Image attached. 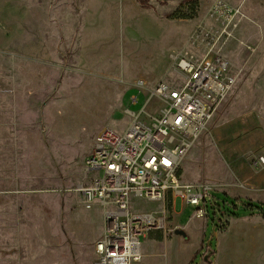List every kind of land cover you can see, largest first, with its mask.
<instances>
[{
  "label": "rangeland",
  "instance_id": "1",
  "mask_svg": "<svg viewBox=\"0 0 264 264\" xmlns=\"http://www.w3.org/2000/svg\"><path fill=\"white\" fill-rule=\"evenodd\" d=\"M226 1L241 8L231 25L213 0H0V264H96L102 208L75 187L102 174L86 170L97 133L124 131L125 110L175 80L174 56L210 48L241 72L181 162L183 182L212 185L207 216L175 204L142 247L170 251L162 264H264V179L251 164L264 156V0ZM243 190L245 206L226 207L237 216L218 213Z\"/></svg>",
  "mask_w": 264,
  "mask_h": 264
},
{
  "label": "built area",
  "instance_id": "2",
  "mask_svg": "<svg viewBox=\"0 0 264 264\" xmlns=\"http://www.w3.org/2000/svg\"><path fill=\"white\" fill-rule=\"evenodd\" d=\"M212 11L228 25L241 8L226 0H213ZM231 26L225 31L232 36ZM200 59L174 56L175 80L160 81L149 90L139 111L127 108L128 127L122 131L106 126L96 135L86 170L102 171L75 187L85 203H97L103 212V232L95 242L96 264H134L143 258L141 237L152 230H166L168 209L177 201L196 205L194 217L207 216L212 185L183 182L181 162L201 132L234 88L240 69L232 68L222 55ZM140 87L144 82L140 81ZM157 98L154 112L146 107ZM132 104L138 98H131ZM264 166V156L251 162ZM134 199L158 202L157 210L137 211Z\"/></svg>",
  "mask_w": 264,
  "mask_h": 264
},
{
  "label": "crops",
  "instance_id": "3",
  "mask_svg": "<svg viewBox=\"0 0 264 264\" xmlns=\"http://www.w3.org/2000/svg\"><path fill=\"white\" fill-rule=\"evenodd\" d=\"M133 97V96H132ZM250 163H248V165H249ZM250 166V165H249ZM251 167V166H250ZM256 170H258L257 172H258V174H259V176L257 177L258 178V181H261V180H263L264 179V167L263 166H259V167H256L255 168ZM263 178V179H262ZM229 197V196H228ZM231 197H233L234 199H233V203H232V206H233V208L232 207H229L228 206V198H225L224 199V203H225V207L223 208V206H219V205H217V207L216 208H218L217 209V211H218V213H222V215H227V216H231V214L234 216V215H236L237 216V212H233V213H230L228 210H227V208H230L231 210H236V208H238L239 207V204H241V206L240 207H243V206H245V190H243L241 193H240V195L239 196H234V195H232L231 194ZM237 197H241V198H237ZM237 198V199H236ZM237 201H239L238 203H237ZM224 203H222L221 205H223ZM176 207H177V209H180V207H181V203H180V201H177L176 202ZM227 207V208H226ZM221 210V211H220ZM227 213V214H226ZM222 220V219H221ZM224 222V221H223ZM227 222L228 221H226V223L225 224H223V225H225L226 226V224H227ZM226 227H230V226H226ZM225 227V228H226ZM175 228H180V229H185V228H183V227H181L180 225H176L175 226ZM186 230V229H185ZM153 231V230H152ZM158 231H160V230H158ZM179 235V234H178ZM182 236V235H181ZM155 242H150V243H148V244H145L143 247H142V250H143V258H142V260H141V262L143 261V260H145L146 261V264H162V257L164 256V255H168V252H170V251H168V250H166V249H164L163 251L162 250H160L159 248H157L158 246H157V244H154ZM141 262H138V264L139 263H141Z\"/></svg>",
  "mask_w": 264,
  "mask_h": 264
},
{
  "label": "water",
  "instance_id": "4",
  "mask_svg": "<svg viewBox=\"0 0 264 264\" xmlns=\"http://www.w3.org/2000/svg\"><path fill=\"white\" fill-rule=\"evenodd\" d=\"M175 232H176L177 234H180V235L186 236V232H185L183 229H180V228L175 229Z\"/></svg>",
  "mask_w": 264,
  "mask_h": 264
}]
</instances>
